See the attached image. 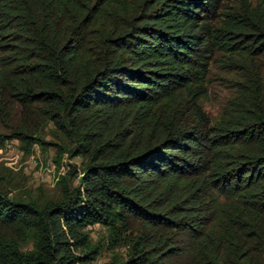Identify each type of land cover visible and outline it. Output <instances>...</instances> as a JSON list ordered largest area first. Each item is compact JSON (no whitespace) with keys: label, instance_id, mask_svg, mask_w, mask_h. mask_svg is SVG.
Segmentation results:
<instances>
[{"label":"trees","instance_id":"16d2710c","mask_svg":"<svg viewBox=\"0 0 264 264\" xmlns=\"http://www.w3.org/2000/svg\"><path fill=\"white\" fill-rule=\"evenodd\" d=\"M221 3L0 0V114L53 124L82 158L60 199L0 191V264H92L104 243L126 246L118 264H264V0ZM213 62L239 75L215 120Z\"/></svg>","mask_w":264,"mask_h":264},{"label":"rangeland","instance_id":"374dc122","mask_svg":"<svg viewBox=\"0 0 264 264\" xmlns=\"http://www.w3.org/2000/svg\"><path fill=\"white\" fill-rule=\"evenodd\" d=\"M250 1L253 4L259 2V0ZM241 2L242 0H222L221 11L236 8ZM222 17V14L216 17L214 22L221 23ZM238 76L237 72L227 71L218 62L212 63L208 77V94L201 100L203 109L212 120L218 117L224 103L233 95L230 80ZM9 112L10 115L7 117L0 114L1 134L10 136L14 131L24 128L30 135L42 138L46 144L43 147L39 143H34L29 152L15 137H8L3 144H0V191L12 199L36 201L40 204L48 199H60L63 177H67L69 186L74 187L78 185L82 174L80 156L71 157L69 152L59 155V146L72 148V140L64 138L53 124L43 123L38 117L25 116L21 108L16 105H12ZM24 121L27 124H24ZM72 170L73 174H70ZM87 230L93 243L99 242L108 234L101 224L89 226ZM24 247L32 248V242H28ZM126 252L125 245L109 249L104 243L100 254L92 264H118L123 260Z\"/></svg>","mask_w":264,"mask_h":264}]
</instances>
